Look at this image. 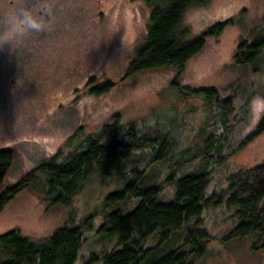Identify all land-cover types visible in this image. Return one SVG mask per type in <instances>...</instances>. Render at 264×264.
Returning <instances> with one entry per match:
<instances>
[{
  "label": "rangeland",
  "instance_id": "obj_1",
  "mask_svg": "<svg viewBox=\"0 0 264 264\" xmlns=\"http://www.w3.org/2000/svg\"><path fill=\"white\" fill-rule=\"evenodd\" d=\"M203 1L205 4L193 6L184 14L183 23L191 35L229 17L233 23L219 36L206 40L201 51L187 62L181 77L176 78L172 68H159L123 78L133 50L146 32L149 6L143 0H41L50 11L46 20L40 21L43 27L39 31L25 27L16 36L20 43H15V25L26 22L15 20L11 10L15 7L9 0H0V149L14 152L5 183L15 182L56 152L72 149L79 139L116 118L124 124L140 121L147 134L169 130L174 142L179 143L172 149V159L159 167L156 180L171 172L170 165L178 160L180 150L189 147L187 157L197 148L207 150L202 140L205 133L220 136L224 147V156H212L208 163L209 193L221 189L231 171L261 162L264 131L246 145L240 147V143L264 114V49L260 70L237 64L234 54L242 39L253 38L252 28L264 26V0ZM29 32L34 38L30 45L35 47L29 51L33 58L16 66L15 54L30 49L23 42L30 37ZM19 69L26 76L31 71L30 85L14 87L10 82ZM89 78L97 85L110 79L115 86L102 96H91L87 92ZM185 87H216L223 96L232 95L234 113L222 121L215 104L187 94ZM200 126L205 127L203 135ZM153 150H134L128 167L150 171L153 162L147 164V160ZM188 161L177 175L202 164L198 158ZM118 183L116 178L96 172L70 204L50 207L33 191L24 189L1 210L0 233L18 230L25 236L42 238L72 217L79 221L90 213H96L95 223L99 225L105 196ZM164 192L165 197L171 196L172 187L167 186ZM133 205L131 200L123 208L129 210ZM203 214L209 240L205 254L194 264H264V250H254L250 239L232 236L237 221L231 208L212 207ZM86 237L82 257L88 256L90 247L100 251L114 243L98 241L94 232L86 233Z\"/></svg>",
  "mask_w": 264,
  "mask_h": 264
},
{
  "label": "trees",
  "instance_id": "obj_2",
  "mask_svg": "<svg viewBox=\"0 0 264 264\" xmlns=\"http://www.w3.org/2000/svg\"><path fill=\"white\" fill-rule=\"evenodd\" d=\"M149 6V18L143 39L135 47L125 68L124 77L137 73L172 68L176 78L182 76L187 62L204 47L209 37L219 36L233 23L229 17L212 23L197 35L183 23L186 11L203 0H143ZM264 26L252 28V39H242L234 60L260 70L264 49ZM249 40V41H248ZM115 86L110 79L96 87L102 96ZM181 90V88H179ZM187 94L215 104L222 121L234 111L233 96H223L216 87L188 88ZM95 91V92H96ZM234 113V112H233ZM234 116V115H233ZM203 135L205 127L200 126ZM264 131V114L240 143V147ZM202 139L207 150H180L179 158L170 165L171 172L160 180L159 167L174 156V142L169 130L144 133L140 121L121 123L117 118L99 131L79 139L70 150H60L41 161L12 183H5L14 160L11 148L0 149V212L4 205L24 189L40 196L47 207L68 205L83 189L94 173L116 178L118 187L104 199L103 221L96 225V213L55 228L42 238H31L18 230L0 233V264H194L206 252L209 233L203 213L206 209L225 205L233 210L236 226L232 236L250 239L254 250H264V159L258 164L237 168L226 176V184L208 192L211 171L208 163L224 147L220 136L205 133ZM154 149L148 158L150 171L128 161L134 150ZM205 149V148H204ZM198 158L194 171L177 175L188 160ZM176 163V164H175ZM175 164V166H173ZM37 185V186H35ZM167 186L171 196L165 197ZM134 205L125 210L130 201ZM96 233L98 241H114L109 249L90 247L87 257L81 256L86 233Z\"/></svg>",
  "mask_w": 264,
  "mask_h": 264
},
{
  "label": "flooded vegetation",
  "instance_id": "obj_3",
  "mask_svg": "<svg viewBox=\"0 0 264 264\" xmlns=\"http://www.w3.org/2000/svg\"><path fill=\"white\" fill-rule=\"evenodd\" d=\"M79 1H81L83 3H87V0H79ZM8 3L13 4L15 7V8H11L12 12L15 11V20L21 18L25 21V17L23 14H24V12H29L35 20L40 22L41 20H46V14L49 11V8H48L49 5L47 3L41 2V0H9ZM39 4H41V5H39ZM48 15H49V13H48ZM25 27H27V24L24 22H21L20 26L15 25V43H18L20 41L18 37L16 39V36H18L19 33L25 29ZM32 35H33V33L29 32L28 36H30V37L28 39L26 38L23 40V42H25L24 44L26 45V43H27L28 47L30 49L20 50V52H17V54H15V65L16 66H17L18 62H27L31 59V57L33 58V55H30L31 52H29L32 49H34V47H35V45H33V44L30 45L32 42L34 43V38H32L33 37ZM0 61H1V63H3L2 59H0ZM30 73H31V71L26 72V74H27V76H26L23 71H20V69L15 70V80L11 79L10 82H12L14 87L16 85H17V87H21L23 85L28 86V85H30V83L32 81ZM1 81H2V79H0V82ZM87 85L89 86V88L87 90L88 94L91 96H98V95L92 94V92L97 93V91H96L97 84H95V81L93 80V78H89V80L87 81ZM90 91H92V92H90ZM77 98L78 97H75L71 100L74 101Z\"/></svg>",
  "mask_w": 264,
  "mask_h": 264
},
{
  "label": "clouds",
  "instance_id": "obj_4",
  "mask_svg": "<svg viewBox=\"0 0 264 264\" xmlns=\"http://www.w3.org/2000/svg\"><path fill=\"white\" fill-rule=\"evenodd\" d=\"M24 17H25V22H26V24H27V27L29 28V29H31V30H36V31H39V30H41V28L43 27V25L39 22V21H37V20H35L32 16H31V14L29 13V12H24ZM11 42V40H7V41H5V42Z\"/></svg>",
  "mask_w": 264,
  "mask_h": 264
}]
</instances>
